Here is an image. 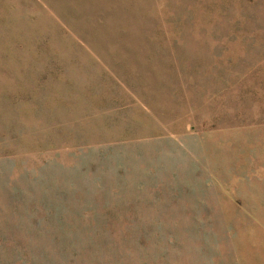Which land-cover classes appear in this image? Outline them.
I'll use <instances>...</instances> for the list:
<instances>
[{
  "label": "rangeland",
  "instance_id": "obj_1",
  "mask_svg": "<svg viewBox=\"0 0 264 264\" xmlns=\"http://www.w3.org/2000/svg\"><path fill=\"white\" fill-rule=\"evenodd\" d=\"M0 264H264V0H0Z\"/></svg>",
  "mask_w": 264,
  "mask_h": 264
}]
</instances>
